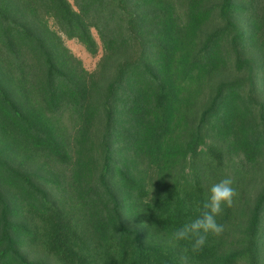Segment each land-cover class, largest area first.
<instances>
[{"label":"trees","instance_id":"obj_1","mask_svg":"<svg viewBox=\"0 0 264 264\" xmlns=\"http://www.w3.org/2000/svg\"><path fill=\"white\" fill-rule=\"evenodd\" d=\"M0 264H264V0H0Z\"/></svg>","mask_w":264,"mask_h":264},{"label":"clouds","instance_id":"obj_2","mask_svg":"<svg viewBox=\"0 0 264 264\" xmlns=\"http://www.w3.org/2000/svg\"><path fill=\"white\" fill-rule=\"evenodd\" d=\"M235 194L233 181L224 176L213 183L209 188L208 199L203 203L205 209L200 216L185 223L178 231L173 233L175 241H190L193 250L205 244L207 234L219 235L224 225L217 222V216L222 212L223 206L230 205Z\"/></svg>","mask_w":264,"mask_h":264},{"label":"rangeland","instance_id":"obj_3","mask_svg":"<svg viewBox=\"0 0 264 264\" xmlns=\"http://www.w3.org/2000/svg\"><path fill=\"white\" fill-rule=\"evenodd\" d=\"M67 44H68L69 48L74 52V54L77 57H79L80 59H82L85 67L89 71H93L97 67V63H98L100 57H98L96 59L92 58L84 50V48L81 45H79L78 43H76L75 41H69V42H67ZM253 180H252L253 181L252 185L255 186V188H259L261 186V184L263 183L261 174L258 175L257 177H254ZM254 189H252L251 187H248V189L246 190V188H245L243 191V194L246 195L247 198H249V196H248L249 193L253 192L255 194Z\"/></svg>","mask_w":264,"mask_h":264}]
</instances>
